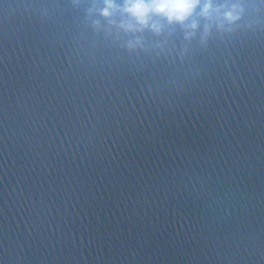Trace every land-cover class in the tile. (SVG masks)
I'll list each match as a JSON object with an SVG mask.
<instances>
[{
    "label": "water",
    "instance_id": "95a60500",
    "mask_svg": "<svg viewBox=\"0 0 264 264\" xmlns=\"http://www.w3.org/2000/svg\"><path fill=\"white\" fill-rule=\"evenodd\" d=\"M210 2L0 0V264H264V0Z\"/></svg>",
    "mask_w": 264,
    "mask_h": 264
},
{
    "label": "clouds",
    "instance_id": "9594fccd",
    "mask_svg": "<svg viewBox=\"0 0 264 264\" xmlns=\"http://www.w3.org/2000/svg\"><path fill=\"white\" fill-rule=\"evenodd\" d=\"M201 0H126L124 11L132 16L138 24L147 26L150 17L162 16L169 23L183 24L200 5ZM112 7L111 0H107V6L102 15H110L108 9ZM211 8V2L204 4L202 12L207 13ZM225 17L229 20L236 19L232 12H226ZM196 25L193 24L192 27Z\"/></svg>",
    "mask_w": 264,
    "mask_h": 264
}]
</instances>
